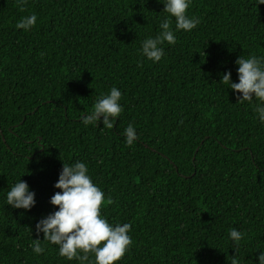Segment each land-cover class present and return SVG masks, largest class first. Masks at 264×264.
Listing matches in <instances>:
<instances>
[{
    "label": "trees",
    "instance_id": "obj_1",
    "mask_svg": "<svg viewBox=\"0 0 264 264\" xmlns=\"http://www.w3.org/2000/svg\"><path fill=\"white\" fill-rule=\"evenodd\" d=\"M163 9L159 0H0V264H81L35 231L58 210L50 200L63 163L77 161L104 192L101 215L131 224L133 243L117 264H258L260 101H237L222 76L238 82L237 58L264 56V4L192 0L187 15L200 23L175 32L153 62L140 49L159 33ZM32 14L31 30L16 27ZM112 87L123 109L114 127L86 126ZM129 125L138 134L131 146ZM20 178L35 192L31 210L7 205ZM232 228L244 234L238 244Z\"/></svg>",
    "mask_w": 264,
    "mask_h": 264
},
{
    "label": "clouds",
    "instance_id": "obj_2",
    "mask_svg": "<svg viewBox=\"0 0 264 264\" xmlns=\"http://www.w3.org/2000/svg\"><path fill=\"white\" fill-rule=\"evenodd\" d=\"M163 3V11L169 14L162 19L159 33L153 38L142 41L140 53L148 60L159 62L165 55L162 45L176 43L175 32L192 31L200 23L197 17L187 15L192 0H159ZM23 7L28 0H17ZM264 4V0H259ZM172 17L175 18V29L172 28ZM37 15L22 17L17 23L18 29L29 31L35 26ZM235 63L238 65V82H232L231 72L222 76V82L230 85L239 102L260 101L254 108L260 122L264 123V56H239ZM121 91L112 87L110 92L102 94L96 101L90 113L82 118L87 126L102 122L103 126L111 129L113 120L122 112ZM126 142L131 146L137 139V131L129 125L124 130ZM61 191L56 192L50 200L58 210L40 219L35 226L37 236L43 233V240L59 247V255L68 260H78L81 264H117L133 243L130 223L113 225L101 215V206L106 203L103 190L93 182L85 162L73 164L63 163L58 181L54 185ZM7 205L14 209L31 210L35 206V192L21 178L6 193ZM243 233L235 228L230 229L229 237L236 244L243 238ZM41 239H33L31 245L34 253L42 254L45 248ZM89 253L94 254L95 260H89ZM258 264H264V250L257 258ZM232 264H239L233 258ZM255 264V262H253Z\"/></svg>",
    "mask_w": 264,
    "mask_h": 264
}]
</instances>
